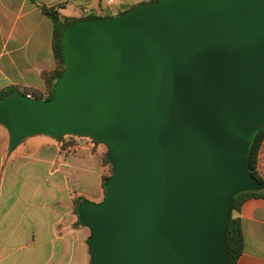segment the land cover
<instances>
[{"label": "water", "instance_id": "1", "mask_svg": "<svg viewBox=\"0 0 264 264\" xmlns=\"http://www.w3.org/2000/svg\"><path fill=\"white\" fill-rule=\"evenodd\" d=\"M50 99L0 100L30 136L104 144L112 175L79 211L91 264H229L237 196L264 126V0H157L73 22Z\"/></svg>", "mask_w": 264, "mask_h": 264}, {"label": "crops", "instance_id": "2", "mask_svg": "<svg viewBox=\"0 0 264 264\" xmlns=\"http://www.w3.org/2000/svg\"><path fill=\"white\" fill-rule=\"evenodd\" d=\"M147 1L116 0L110 7L105 0H0V93H48L47 74L57 67L51 12L64 34L76 19L113 16ZM73 136L33 135L11 150L0 124V264H91V232L78 212L104 199L108 149ZM240 216L238 264H264V196L247 199Z\"/></svg>", "mask_w": 264, "mask_h": 264}, {"label": "trees", "instance_id": "3", "mask_svg": "<svg viewBox=\"0 0 264 264\" xmlns=\"http://www.w3.org/2000/svg\"><path fill=\"white\" fill-rule=\"evenodd\" d=\"M145 3H149V2L141 3L133 7L132 9L140 5H143ZM128 11H125L123 13H126ZM50 14L52 15V17L54 18L56 22L55 34H54V49L56 53L57 67L54 71L47 74L46 79L48 82V93L40 96V98L45 97L46 99H50L53 97L55 84L59 80V78L62 76L64 69H65V56H64V47H63V42H62V37H63L62 33H63L64 23L60 21V18L56 12H51ZM113 16H106L104 18H110ZM100 18L102 17L88 16L86 18L76 19V21L100 19ZM12 93H13L12 91L0 93V100H2L8 95H11ZM263 136H264V126L260 129V131L258 132L254 140L251 153H250V163H249L252 175L262 184L263 188L258 191L242 192L235 199L234 206H233V212H232L229 229H228L229 264H238V260L241 257L243 250H244V231H243L242 218L240 216V210H241L242 204L251 197L264 196V178L259 174V172L256 169L257 152H258ZM106 162L109 164L110 174L104 177V187L112 175V165L110 164L108 160V156H107Z\"/></svg>", "mask_w": 264, "mask_h": 264}, {"label": "built area", "instance_id": "4", "mask_svg": "<svg viewBox=\"0 0 264 264\" xmlns=\"http://www.w3.org/2000/svg\"><path fill=\"white\" fill-rule=\"evenodd\" d=\"M116 0H105V2L110 6H115ZM28 97H32L31 94H27ZM256 169L261 176H264V136L261 140L258 152H257V160H256Z\"/></svg>", "mask_w": 264, "mask_h": 264}, {"label": "rangeland", "instance_id": "5", "mask_svg": "<svg viewBox=\"0 0 264 264\" xmlns=\"http://www.w3.org/2000/svg\"><path fill=\"white\" fill-rule=\"evenodd\" d=\"M152 1H157V0H150V1H147V2H152ZM135 6H137V5H135ZM42 99H46V98L44 97V98H42ZM73 137H77V138H79V136H73Z\"/></svg>", "mask_w": 264, "mask_h": 264}]
</instances>
